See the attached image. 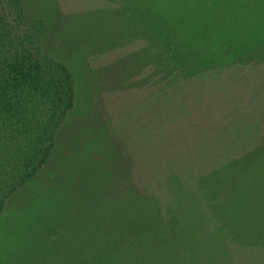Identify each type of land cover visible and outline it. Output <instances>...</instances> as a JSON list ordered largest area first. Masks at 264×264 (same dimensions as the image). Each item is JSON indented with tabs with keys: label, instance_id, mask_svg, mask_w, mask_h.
Listing matches in <instances>:
<instances>
[{
	"label": "rangeland",
	"instance_id": "rangeland-1",
	"mask_svg": "<svg viewBox=\"0 0 264 264\" xmlns=\"http://www.w3.org/2000/svg\"><path fill=\"white\" fill-rule=\"evenodd\" d=\"M23 6L29 22L48 21L44 53L75 72L80 110L45 176L0 217V264H111L120 249L108 227L122 198H165V182L190 185L239 152L236 141H251L246 157L264 155V147L253 148L264 137V0H23ZM235 26L239 55L255 49L250 60L165 92L150 75L149 60L165 53L159 43L182 64L213 27L229 30L232 39ZM256 50L261 55L252 58ZM256 221L238 230L245 234ZM216 225H205L202 237L159 239L177 256L192 245L190 256L205 264H264V247L245 245V235L224 242ZM126 242L134 240L122 247ZM141 242L133 247L144 252Z\"/></svg>",
	"mask_w": 264,
	"mask_h": 264
},
{
	"label": "trees",
	"instance_id": "trees-1",
	"mask_svg": "<svg viewBox=\"0 0 264 264\" xmlns=\"http://www.w3.org/2000/svg\"><path fill=\"white\" fill-rule=\"evenodd\" d=\"M202 20L207 21L201 19L200 24ZM215 27L207 38L201 36L199 49L182 64L170 61L171 53L159 43L165 53L154 55L148 68L164 85L163 92L180 89L181 80L246 62L248 53L255 50L239 55L243 43L235 39L239 41L240 29L235 26L230 39L229 30ZM49 33L46 18L28 21L23 0H0V217L15 196L35 187L39 177L45 176L63 146V131L80 110L75 72L44 53L43 41ZM256 39L250 40L252 46ZM260 51L264 54V48ZM261 52L256 50L252 58ZM101 140L106 144V138ZM246 140L236 141L239 152L227 154L223 164L207 175L196 176L190 185L165 182L170 185L165 198H122L111 215L113 225L108 227L116 234L115 245L120 249L113 252L111 264H205L190 256L192 245L185 255L177 256L159 238L169 233L202 237L208 235L202 231L205 225L215 222L222 241L233 243L236 236L245 235L240 239L245 245L264 247V155L246 157L244 153L252 149L251 141ZM258 141L253 147L257 152L264 147V137ZM72 155L75 158L78 153ZM252 218L257 220L255 229L251 227L245 234L238 230L251 225ZM129 239L134 242L122 247ZM140 240L144 252L133 247Z\"/></svg>",
	"mask_w": 264,
	"mask_h": 264
}]
</instances>
